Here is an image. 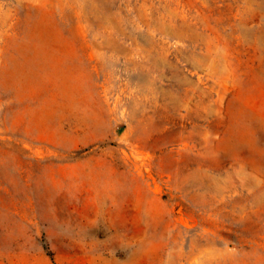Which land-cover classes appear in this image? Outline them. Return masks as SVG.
I'll return each instance as SVG.
<instances>
[{
    "label": "rangeland",
    "instance_id": "obj_1",
    "mask_svg": "<svg viewBox=\"0 0 264 264\" xmlns=\"http://www.w3.org/2000/svg\"><path fill=\"white\" fill-rule=\"evenodd\" d=\"M263 26L264 0H0V264H264Z\"/></svg>",
    "mask_w": 264,
    "mask_h": 264
},
{
    "label": "bare ground",
    "instance_id": "obj_2",
    "mask_svg": "<svg viewBox=\"0 0 264 264\" xmlns=\"http://www.w3.org/2000/svg\"><path fill=\"white\" fill-rule=\"evenodd\" d=\"M242 31H244V28L241 26ZM261 31L264 33V26L261 27Z\"/></svg>",
    "mask_w": 264,
    "mask_h": 264
}]
</instances>
